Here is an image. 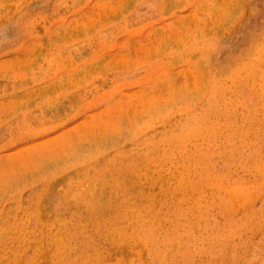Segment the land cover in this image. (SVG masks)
<instances>
[{
    "label": "rangeland",
    "instance_id": "rangeland-1",
    "mask_svg": "<svg viewBox=\"0 0 264 264\" xmlns=\"http://www.w3.org/2000/svg\"><path fill=\"white\" fill-rule=\"evenodd\" d=\"M17 263L264 264V0H0Z\"/></svg>",
    "mask_w": 264,
    "mask_h": 264
},
{
    "label": "bare ground",
    "instance_id": "bare-ground-1",
    "mask_svg": "<svg viewBox=\"0 0 264 264\" xmlns=\"http://www.w3.org/2000/svg\"><path fill=\"white\" fill-rule=\"evenodd\" d=\"M240 21V20H239ZM238 21V22H239ZM251 73V72H250ZM193 133V132H192ZM160 152V151H159ZM163 153V152H162ZM185 179V178H184ZM87 194V197H88V193H86ZM90 194V193H89ZM93 194V193H92ZM91 195V194H90ZM93 196H96L95 194H93ZM92 195H91V197L93 198V200H94V197H93ZM72 197V196H71ZM96 198V197H95ZM233 200V199H232ZM87 201V200H86ZM89 201V200H88ZM146 232V231H145ZM152 236V235H151ZM19 262H21V261H19ZM17 264H19V263H17Z\"/></svg>",
    "mask_w": 264,
    "mask_h": 264
}]
</instances>
